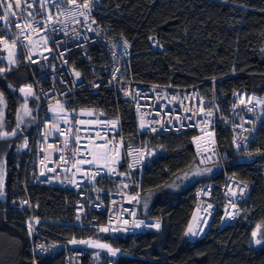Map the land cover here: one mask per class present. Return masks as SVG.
Instances as JSON below:
<instances>
[{"label":"trees","instance_id":"16d2710c","mask_svg":"<svg viewBox=\"0 0 264 264\" xmlns=\"http://www.w3.org/2000/svg\"><path fill=\"white\" fill-rule=\"evenodd\" d=\"M96 20L110 28L113 35L132 41L126 68L135 81L171 83L178 87L196 85L206 97L214 86L225 109L238 90L264 94V0H101ZM152 40L162 47L155 49ZM5 76L14 90L0 80V89L7 100L5 126L9 130L22 99L18 89L29 82L30 73L21 63L12 72L0 74V78ZM77 105L95 108L105 117L118 114L122 130L131 140L145 138L136 136L134 109L125 100L116 98L110 88H101L97 94H80ZM37 120L35 111L33 126L28 129L21 125L13 137L0 138V154L6 158L5 196L0 199V264L66 261L64 249L33 254L36 239L31 236L25 212L18 207L20 194L15 181L18 172L12 162L22 150V140L27 141L35 130ZM193 135L188 130L149 137L150 147L158 153L146 160L140 191L128 201L135 204L138 217L158 220V229L102 232L99 231L102 226L93 228L90 222L84 227L73 226L69 222L73 219L75 195L34 185L28 193L37 215L46 220L43 225L47 230L41 231L42 234L59 242L66 236L102 240L119 251L113 264H264L263 133L259 146L253 145L250 151L243 152L232 145L228 128L219 126L217 140L226 154L224 164H211L210 171L198 176L196 169L205 166L197 162L190 143ZM188 173L193 178L181 185L180 177ZM224 174L248 184L240 212L232 222L222 223L224 209L220 204L207 230L193 235L197 227L192 233L188 227L195 214V188L210 181L219 187ZM99 221L103 224V217ZM257 226L261 244L252 241ZM79 259L81 264H92L90 254H81Z\"/></svg>","mask_w":264,"mask_h":264},{"label":"built area","instance_id":"2783aa9c","mask_svg":"<svg viewBox=\"0 0 264 264\" xmlns=\"http://www.w3.org/2000/svg\"><path fill=\"white\" fill-rule=\"evenodd\" d=\"M42 2L45 3L43 8ZM84 3L85 0H76V5ZM76 5L61 2L57 6L46 0H27L25 4L21 0L19 9L13 5L16 18L10 24L0 21V35L9 44L14 38L17 41L12 57L0 43L3 62L0 68L5 69L0 74L12 72L21 63L28 69L30 80L19 89L31 86V100L38 115L27 147L22 146L12 162L18 172L15 178L20 194L18 207L25 212L31 236L36 239L33 254L64 249L67 252L65 264H81V254H90L92 264H113L119 251L113 255L108 248L92 247V242L109 245L102 240L66 236L63 242H59L44 236L41 231L47 230L43 225L46 220L37 215L28 189L36 185L72 192L75 201L73 219L69 223L73 226L84 227L90 222L93 228L155 230L157 228L146 225L159 221L138 217L135 204L128 201L140 191L141 172L146 160L158 153L150 147L149 137L191 130L194 135L190 143L198 164L222 166L226 154L220 149L217 128L222 125L228 128L231 143L238 150L248 152L253 145L259 146L262 133L264 135V104L256 101L264 100V94L238 90L225 109L214 86L206 97L196 85L178 87L171 83L135 81L128 76L126 68L132 53V41L122 35H113L110 28L97 22L96 12L101 0H89V10L83 16L79 12L84 10H78ZM69 9L73 16L66 15ZM28 12L32 13L30 22L35 31L25 29L29 39H24L15 25L24 28L29 20ZM49 14L53 16L52 21H47ZM2 15L4 13L0 11ZM152 46L155 49L162 47L156 40H152ZM10 58L15 63L9 64ZM212 82L215 83L216 78ZM101 88L112 89L116 98L125 100L134 109L136 136H144V139L131 140L123 132L118 114L105 117L95 108L77 105L80 94H97ZM241 99L245 103L242 104ZM83 111H90V114H82ZM208 112L212 115H207ZM111 121H117V124L113 127ZM142 121L145 124L143 129L140 127ZM152 128L156 131H151ZM261 149V173L264 174V141ZM105 151L110 159L103 157ZM93 153L98 157L97 162L83 163L91 160ZM114 160L118 162L114 163ZM73 164H76L75 168ZM110 169H115V173ZM97 171L99 175H96ZM89 172L95 179L86 174ZM247 191V182L229 174H224L219 187L210 181L195 188V215L198 219L195 235L207 230L220 204L227 206L222 223L232 222L240 212L239 205L246 198ZM133 212L135 216L131 215ZM100 217L104 219L103 224H100ZM133 220L144 221V224L133 227ZM124 221L128 223L125 225ZM72 240L89 243L73 244L70 243Z\"/></svg>","mask_w":264,"mask_h":264},{"label":"snow or ice","instance_id":"6c2138e0","mask_svg":"<svg viewBox=\"0 0 264 264\" xmlns=\"http://www.w3.org/2000/svg\"><path fill=\"white\" fill-rule=\"evenodd\" d=\"M24 2H25V4H27V0H24ZM46 2H48V3H55L57 6L61 2L68 3L70 5H76V0H46ZM20 4H21V0H0V11H3V13H4V15L0 16V21H7L10 24L12 22V20H14L16 18V15H17L16 11L13 9V5H15V8L16 9H19L20 8ZM28 6L30 7L31 5H28ZM89 6H90L89 5V0H85V3L83 5H76V7H77L78 10L80 8H82L84 10V11H80L79 12V15L83 16L85 14V11H88L89 10ZM41 7L42 8L45 7V3L42 2L41 3ZM22 15H23V13H22ZM66 15L73 16L74 13L72 12L71 9H69ZM10 17L12 18L11 20L9 19ZM31 17H32V13L31 12H28L27 13V18H29V20H28V22H26L24 24V28H21L20 24H16L15 25V27H17L18 29H20V34L24 36V39H29V36L25 35V29H31V30L35 31V29L32 27V24L30 22V18ZM52 20H53V16L51 14H49L48 17H47V21H52ZM47 21H46V23H47ZM53 30H55L54 26H53ZM0 43L3 44L4 49L6 51H9V55H10V57H12L14 55V49L16 48V43H17L16 39L14 38L12 40V43L9 44L8 41L6 39H4V37L2 35H0ZM21 43H22V41H21ZM28 59H31V57H28ZM12 63H15V60L10 58L9 59V64H12ZM4 71H5L4 68H0V73H3ZM76 75L79 76L80 73L77 72ZM19 91L21 93H25V96L26 97L28 95H32V88H31V86H27V88L22 87V88L19 89ZM0 102H2V101H0ZM249 102H251V100H249ZM256 102L257 103L264 104V100L257 99ZM241 103L243 104V103H245V101L243 99H241ZM22 107L24 108L25 113L27 115H30L31 114L30 111L27 109V106L26 105H23ZM53 111H56V109H53ZM207 115H212V113L211 112H208ZM116 124H117V121H111V125L113 127ZM0 126H2V125H0ZM140 127L142 129L145 127V124L143 123V121L141 122ZM151 131H156V129L155 128H152ZM9 135H16V132L13 131L12 133H2V134H0V138H4V137L9 136ZM61 135H63L62 132H61ZM76 140L78 142L79 137H77ZM120 143L122 144L123 141H121ZM23 147H27V141L24 142ZM236 147L239 148L240 145L237 144ZM78 152H79V150H77V154H78ZM116 154L119 155V152L117 151ZM91 155H92V159L91 160H88V161H83V163H88V164L96 163L97 160H98V157L94 153L91 154ZM103 157L109 158V159L111 158V157L108 156V152L107 151H105L103 153ZM61 159H63V157H61ZM113 162L115 163V162H118V161H115L114 160ZM77 163H82V162L81 161H77ZM72 167L75 168L76 167V164H73ZM109 171H111L112 173H115V169H110ZM208 171H210V170H208ZM86 174L89 175L91 179H95V176H92L90 172L89 173H86ZM99 174H100V172L97 171L96 172V175H99ZM2 186H3L2 177H0V188H2ZM124 187H127V185H124ZM245 187H246V185H245ZM242 191H243V189H241V192ZM233 195H235V193H233ZM2 196H3V192L0 191V197H2ZM131 199H135V197H132ZM24 203H27V201H25ZM145 207H146V205H145ZM233 207H235V205H233ZM131 215L132 216H135V213L133 212V213H131ZM38 222L39 221H37V223ZM123 223L126 225L128 223V221H124ZM132 223H133V227H140L142 224H144V221H136V220H133ZM146 226L154 227V228H157L158 229L160 227V224L157 222L155 224L146 225ZM110 230L115 232V231H118L119 229H115V228L109 229L107 227L100 228L99 229V231H102V232H108ZM124 230L126 231L127 229H124ZM259 231H260V226H257V230L256 231H253L252 236L254 238L257 237ZM189 232L192 233L191 227L189 228ZM192 234L195 235L196 233H192ZM254 242H255V244H261L262 243V240L261 239H255ZM70 243H73V244H77V243H79V244H88L89 241L72 240V241H70ZM92 247L108 248L109 251H111L113 255H115L116 252L118 251V250L111 249L109 245L100 244L99 242H92ZM41 248H43V246H41Z\"/></svg>","mask_w":264,"mask_h":264},{"label":"rangeland","instance_id":"374dc122","mask_svg":"<svg viewBox=\"0 0 264 264\" xmlns=\"http://www.w3.org/2000/svg\"><path fill=\"white\" fill-rule=\"evenodd\" d=\"M1 82L3 84H5L6 86L9 87V89L13 92V88L10 86L11 84H9L6 76L0 78ZM0 134L2 133H12L13 131H15L17 133L18 129L20 128L21 125H25L28 129L31 127V125H34V121H35V110L33 108V105L31 104V100L30 99H20L18 104H17V116L15 119V123L14 125H12V128L9 130H6V111H7V100L5 98V94L4 92L0 89ZM23 105L27 106V109L30 111V115H27L25 113L24 108L22 107ZM82 114H90V111H83ZM14 135H9L6 136L4 138H9V137H13ZM26 137V136H25ZM25 142V139L22 140V142L20 143V146H23ZM19 148V145L18 147ZM213 167L206 165L205 167H199L196 169L197 174L196 176L200 175L201 173L204 172H208V170H211ZM5 175H6V158L3 154H0V177H2V183L3 186L2 188H0V191L3 192V196L0 197V199H3L5 196V192H4V183H5ZM194 175L192 174H184L183 176H181V185L183 183H186L188 180H191L193 178ZM223 209H224V214L225 212H227V206L223 205ZM255 239H257V237H253L252 241L254 242ZM255 243V242H254Z\"/></svg>","mask_w":264,"mask_h":264},{"label":"crops","instance_id":"0c3cea01","mask_svg":"<svg viewBox=\"0 0 264 264\" xmlns=\"http://www.w3.org/2000/svg\"><path fill=\"white\" fill-rule=\"evenodd\" d=\"M197 225H198V219H197L196 215L194 214V216H192V218L190 220L188 230L191 227L192 232H193V230H195V228L197 227Z\"/></svg>","mask_w":264,"mask_h":264},{"label":"water","instance_id":"95a60500","mask_svg":"<svg viewBox=\"0 0 264 264\" xmlns=\"http://www.w3.org/2000/svg\"><path fill=\"white\" fill-rule=\"evenodd\" d=\"M19 95H20V97L22 98V99H31L32 98V95H28L27 97L25 96V93H19Z\"/></svg>","mask_w":264,"mask_h":264},{"label":"bare ground","instance_id":"6f19581e","mask_svg":"<svg viewBox=\"0 0 264 264\" xmlns=\"http://www.w3.org/2000/svg\"><path fill=\"white\" fill-rule=\"evenodd\" d=\"M33 241V240H32Z\"/></svg>","mask_w":264,"mask_h":264}]
</instances>
